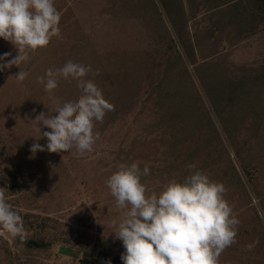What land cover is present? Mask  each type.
I'll return each instance as SVG.
<instances>
[{
    "label": "rangeland",
    "instance_id": "1",
    "mask_svg": "<svg viewBox=\"0 0 264 264\" xmlns=\"http://www.w3.org/2000/svg\"><path fill=\"white\" fill-rule=\"evenodd\" d=\"M54 6L59 35L0 72V192L24 225V238L0 229V264H123L112 232L125 209L106 181L133 162L150 169L141 177L148 194L183 181L190 164L223 183L239 224L218 264H264V0ZM5 52L18 54L0 38ZM68 57L89 66L81 76L114 110L95 123L91 151L45 145L33 154L35 118L82 94L72 74L51 92L40 80Z\"/></svg>",
    "mask_w": 264,
    "mask_h": 264
},
{
    "label": "clouds",
    "instance_id": "2",
    "mask_svg": "<svg viewBox=\"0 0 264 264\" xmlns=\"http://www.w3.org/2000/svg\"><path fill=\"white\" fill-rule=\"evenodd\" d=\"M60 12L54 0H0V38L17 49V55L0 54V72L19 66L27 60V51L46 47L53 36H58ZM90 68L82 60L66 58L60 66L46 71V91L56 87L58 76H77L82 94L65 98L55 111L35 119L39 125L37 142L30 146L35 154L49 149L73 146L83 153L91 151L98 140L94 131L96 122L114 110L102 90L93 80L81 74ZM27 73L18 71L15 77L23 81ZM46 139L43 143L39 138ZM189 174L183 181L171 180L159 192L147 193L142 176L149 174V167L140 169L137 162L122 166L106 181L119 208L125 209L118 225L113 221L116 239L122 242L123 264H218L222 251L235 242L239 220L232 206L224 198L226 191L221 182L188 165ZM0 229L12 238H24L22 217L12 208L0 192ZM248 250L254 247L249 244ZM108 264H111L109 259Z\"/></svg>",
    "mask_w": 264,
    "mask_h": 264
}]
</instances>
